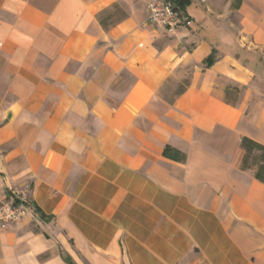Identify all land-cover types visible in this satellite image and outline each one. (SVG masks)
<instances>
[{"label": "crops", "instance_id": "obj_1", "mask_svg": "<svg viewBox=\"0 0 264 264\" xmlns=\"http://www.w3.org/2000/svg\"><path fill=\"white\" fill-rule=\"evenodd\" d=\"M150 1L0 0V264H264V0Z\"/></svg>", "mask_w": 264, "mask_h": 264}, {"label": "built area", "instance_id": "obj_2", "mask_svg": "<svg viewBox=\"0 0 264 264\" xmlns=\"http://www.w3.org/2000/svg\"><path fill=\"white\" fill-rule=\"evenodd\" d=\"M182 15L174 0H152L148 3L144 24L174 33L182 25H192V22ZM31 213V203L27 195L20 191L10 192L0 200V230L19 226Z\"/></svg>", "mask_w": 264, "mask_h": 264}, {"label": "trees", "instance_id": "obj_3", "mask_svg": "<svg viewBox=\"0 0 264 264\" xmlns=\"http://www.w3.org/2000/svg\"><path fill=\"white\" fill-rule=\"evenodd\" d=\"M184 1V0H183ZM179 5H182L183 2L178 1ZM215 52L209 56L206 61L205 65L207 67L212 66L216 62ZM242 147L246 151V156L244 159V168H247L251 165L256 166L258 168L256 172V178L262 182H264V146L250 140L247 138H244L242 140ZM167 150L165 151V154L167 155Z\"/></svg>", "mask_w": 264, "mask_h": 264}, {"label": "rangeland", "instance_id": "obj_4", "mask_svg": "<svg viewBox=\"0 0 264 264\" xmlns=\"http://www.w3.org/2000/svg\"><path fill=\"white\" fill-rule=\"evenodd\" d=\"M186 80L182 81L181 84H179L177 87H175L174 89H172V87L169 86V90H172L173 92V95L172 97H169V98H173V97H176L183 89H184V86L186 84Z\"/></svg>", "mask_w": 264, "mask_h": 264}]
</instances>
